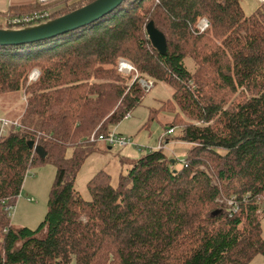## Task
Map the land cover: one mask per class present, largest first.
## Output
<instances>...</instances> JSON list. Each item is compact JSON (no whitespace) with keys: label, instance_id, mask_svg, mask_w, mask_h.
I'll return each instance as SVG.
<instances>
[{"label":"trees","instance_id":"16d2710c","mask_svg":"<svg viewBox=\"0 0 264 264\" xmlns=\"http://www.w3.org/2000/svg\"><path fill=\"white\" fill-rule=\"evenodd\" d=\"M92 1L11 7L0 28L53 19ZM241 2L123 0L77 29L0 45V94L21 90L26 101L17 126L0 137V264L264 258L258 216L264 212V0L248 14ZM148 21L164 34L165 55L147 38ZM119 58L135 72L119 71ZM35 68L39 75L30 79ZM146 77L173 88L162 108L173 112L168 127L179 128L173 138L188 145L184 159L175 167L163 148L148 149L116 186L97 172L85 199L74 181L94 147L86 139L106 133L140 103L146 90L138 81ZM29 140L44 149L43 158ZM42 161L56 169L45 215L34 229L12 225L6 207L14 205L28 168Z\"/></svg>","mask_w":264,"mask_h":264},{"label":"rangeland","instance_id":"374dc122","mask_svg":"<svg viewBox=\"0 0 264 264\" xmlns=\"http://www.w3.org/2000/svg\"><path fill=\"white\" fill-rule=\"evenodd\" d=\"M249 1V3L246 0L241 2L246 14L254 9L251 3L255 0ZM122 60L132 66L125 58ZM188 65L192 66L189 63ZM34 70L37 71L36 77L39 75L38 69L35 68L30 72L29 78ZM122 72L131 74L135 72V69L132 66L130 70L126 69ZM138 82L146 90L142 100L130 111L128 118L123 116L122 120L110 125L108 129L118 137L129 139V142L125 145L115 144L108 148L109 145L102 141H92L93 150L84 159L76 174L74 187L85 199L89 198L87 181L97 172L102 170L108 173L111 184L116 186L119 174L126 172L131 162L140 158L148 149L163 148V151L175 160V167L180 166L184 159L187 144L177 143L173 138L180 133L176 124L170 134L166 133L169 122L173 119V112L162 108V105L171 98L173 88L162 81L154 82L147 77L140 78ZM144 82L152 83V86L146 89ZM25 106V96L21 90L0 94V119L5 118L11 121L12 125L17 126V120L22 118ZM99 133L101 132L97 134ZM89 137L86 142H90ZM70 155L71 148H67L66 156ZM55 170L54 165L47 161L37 162L28 168L15 203L11 210L9 209L12 225L34 229L42 221L47 209ZM258 216L260 217L261 237L264 239V212H259ZM247 264H264V258L258 253Z\"/></svg>","mask_w":264,"mask_h":264},{"label":"water","instance_id":"95a60500","mask_svg":"<svg viewBox=\"0 0 264 264\" xmlns=\"http://www.w3.org/2000/svg\"><path fill=\"white\" fill-rule=\"evenodd\" d=\"M123 0H94L79 8L53 19L22 27L0 28V45H18L29 42L45 40L50 37L77 29L89 24L115 9ZM146 34L151 45L162 55L166 54V39L164 34L154 26L153 21H148ZM28 147L41 158L45 156L44 149L34 145L32 140L27 142Z\"/></svg>","mask_w":264,"mask_h":264},{"label":"built area","instance_id":"2783aa9c","mask_svg":"<svg viewBox=\"0 0 264 264\" xmlns=\"http://www.w3.org/2000/svg\"><path fill=\"white\" fill-rule=\"evenodd\" d=\"M39 2H47L49 0H38ZM47 16V13H42V14H39V15H35V16H30V17H26L24 18V20H31L33 18H43ZM16 21V20H15ZM204 22V23H203ZM207 25V22L206 20L202 19L200 22H199V28L202 30L205 26ZM132 68L131 65H129L128 63H126L125 61H123L122 59L119 60L118 62V70L119 71H123V70H130ZM36 72L34 70V72L31 73L30 75V79H35L36 78ZM144 86L146 89H149L151 86H152V83H147V82H144ZM130 116V112H127L125 113L124 115V118H128ZM13 123H11V121L5 119V118H1L0 119V137L1 135L4 133V130L9 127L10 125H12ZM173 131V128H168L166 130V133H169ZM102 141L106 144H108L109 146H112V145H125L126 143L129 142V139H125V138H122V137H118L116 134L112 133V132H109L107 131L106 133H92L89 137V141L92 142V141ZM11 207L12 206H7L6 209L7 210H11ZM9 215L11 216V213L9 212Z\"/></svg>","mask_w":264,"mask_h":264},{"label":"crops","instance_id":"0c3cea01","mask_svg":"<svg viewBox=\"0 0 264 264\" xmlns=\"http://www.w3.org/2000/svg\"><path fill=\"white\" fill-rule=\"evenodd\" d=\"M36 0H0V25L4 24L7 19H9V16L12 11L9 10L11 7H21V6H28L31 4H34ZM248 3L250 2L249 0H246ZM261 0H255L251 3V6H256L258 2ZM249 6V7H251ZM177 143L181 141H176ZM184 143V142H181ZM110 146H108L109 148ZM188 147V145H186ZM187 150V149H186Z\"/></svg>","mask_w":264,"mask_h":264}]
</instances>
